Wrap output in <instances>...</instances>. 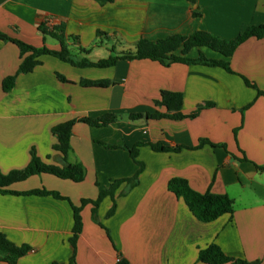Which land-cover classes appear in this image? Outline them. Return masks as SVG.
<instances>
[{"label": "crops", "instance_id": "0c3cea01", "mask_svg": "<svg viewBox=\"0 0 264 264\" xmlns=\"http://www.w3.org/2000/svg\"><path fill=\"white\" fill-rule=\"evenodd\" d=\"M42 22L63 26L65 45L75 59L97 61L133 52L140 39L194 31L234 39L264 24V0H0L1 32L36 47L60 49L56 39L44 38L38 30ZM199 51L209 59H225L207 47L192 48L188 56L196 58ZM19 58V48L0 39L2 173L24 168L31 148L42 161L61 167L52 150L56 124L107 113L119 119L103 127L74 124L67 159L82 164L83 181L41 173L11 185L18 191L44 187L70 202L52 195L0 193V232L14 244L30 247L17 264H68L73 253L71 203L81 206L83 198L96 199L112 181L132 177L138 165L124 146L136 143H141L138 158L144 163L139 183L116 188L111 215L109 195L97 207V220L92 203L81 207L75 264H115L119 255L131 264H207L198 260V251L210 243L227 256L264 264V94H258V89L264 93V33L237 47L227 59L231 71L201 63L163 66L149 59L80 68L43 55L40 65L18 74L13 88L4 92L2 79L16 72ZM56 72L70 82L60 81ZM81 78L112 83L85 87ZM163 89L182 93V114L209 105L193 118H128L131 113L165 112L155 105ZM203 138L215 145L198 146ZM156 142L183 148L159 152L149 145ZM173 177L187 179L199 192L227 194L233 214L199 220L168 189Z\"/></svg>", "mask_w": 264, "mask_h": 264}, {"label": "trees", "instance_id": "16d2710c", "mask_svg": "<svg viewBox=\"0 0 264 264\" xmlns=\"http://www.w3.org/2000/svg\"><path fill=\"white\" fill-rule=\"evenodd\" d=\"M99 4L112 2L114 0H96ZM194 1V0H191ZM38 30L42 33L43 37L50 36L59 42L60 49L55 50L42 45L36 47L20 38L13 37L7 33L0 31V39L12 42L20 51V60L15 73L5 76L2 79L1 86L4 92L10 91L16 81L17 75L21 73L31 72L37 65L42 63L41 56L50 55L58 58L64 62H67L75 67H95V68H108L114 66L118 60L121 59H149L156 61L163 66H169L173 63H201L204 65H216L223 67L227 71H231L228 58L234 53L237 47L244 41L251 37L260 38L264 33V24L259 26H251L245 31L239 33L234 39L224 40L216 36H213L204 31H194L188 35H171L156 41H150L147 39H140L133 52H126L122 54H110L106 58L98 59L97 61H91L88 58L75 59L73 54L65 45V32L62 25H47L42 22L38 26ZM207 47L213 51L220 53L225 59H209L201 51L196 58L188 56L189 51L192 48ZM56 77L62 82H70L65 76L56 72ZM247 85L256 87L249 80L244 78ZM112 82L109 79H88L81 78L79 84L85 87H107ZM258 94H264L258 89ZM183 102V96L181 92L171 90H161L159 99L155 100V105L163 107L165 112L156 111L154 113H131L128 118L130 120H138L141 118L146 119H183L193 118L199 111L209 103L205 105H199L193 112L188 115L181 113V107ZM119 119V116L113 113H107L100 117H79L66 120L52 127V134L55 136L56 141L52 146V150L56 151L63 165L57 166L51 163L42 161L36 154L34 148L30 150V160L28 164L22 169H14L8 173H2L0 171V193L2 194H14V195H52L56 198L67 199L60 193L54 190L42 188H32L28 190L18 191L11 189V185L16 182L24 181L32 175H39L41 173H47L54 175L61 179H69L74 182H81L84 179L85 171L84 167L79 162H70L67 159V155L70 149V138L72 135L73 126L77 122H83L94 127L107 126L115 120ZM107 147H116L115 145H109L102 143ZM204 144L215 145L206 138L200 140L198 146ZM141 143H136L132 147H126L128 149L132 159L138 165L136 173L129 178L117 179L111 182L107 189H103L99 192L98 196L94 200L83 198L81 200V206L73 207L74 225L72 229V235L69 238V242L73 248L72 256L68 264H75L76 254V242L82 229L81 220V207L90 202L92 203V216L94 220H97V207L103 197L109 195L113 200V205L110 208L108 215H111L115 208L114 193L116 188L121 183H126L129 188L136 186L139 183V176L144 169V163L138 158V147ZM151 148L155 151H179L183 146H166L162 143H150ZM225 146V145H222ZM246 159V157H244ZM168 189L176 197L181 198L188 209L201 221L210 222L223 214H233V200L227 194L212 193L210 191L199 192L193 189L187 179L182 177H173L168 181ZM30 247L26 244L16 245L9 241L6 235L0 232V261L7 264H17L18 259L23 256ZM198 260L207 264H258L259 261L247 262L244 259H236L225 255L220 247L215 243H210L203 249L198 251ZM51 264H62L53 262ZM115 264H131L126 258L119 255Z\"/></svg>", "mask_w": 264, "mask_h": 264}]
</instances>
